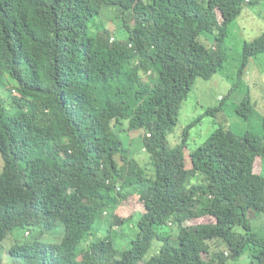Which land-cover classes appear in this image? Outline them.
I'll list each match as a JSON object with an SVG mask.
<instances>
[{"label": "trees", "instance_id": "trees-1", "mask_svg": "<svg viewBox=\"0 0 264 264\" xmlns=\"http://www.w3.org/2000/svg\"><path fill=\"white\" fill-rule=\"evenodd\" d=\"M250 2L0 0V82L18 84L0 92V264L4 254L11 264H240L247 255L264 264L250 219L264 214L255 172L264 117L261 135L215 130L190 153V170L187 142L168 141L197 80L224 68L229 26ZM108 8L116 28H107ZM261 55L264 32L244 44L243 68ZM235 111L249 120L252 103ZM132 131L142 132L147 161L126 147ZM133 201L137 209L122 213ZM136 216L122 258L96 238ZM206 217L215 222L187 225ZM61 227L59 241L44 240Z\"/></svg>", "mask_w": 264, "mask_h": 264}, {"label": "rangeland", "instance_id": "rangeland-1", "mask_svg": "<svg viewBox=\"0 0 264 264\" xmlns=\"http://www.w3.org/2000/svg\"><path fill=\"white\" fill-rule=\"evenodd\" d=\"M107 28H116L120 22L119 14L111 8L103 12ZM121 25V22H120ZM97 29L94 28L93 31ZM264 32V0H251L239 19L229 26V32L224 42V53L227 61L224 68L218 71L212 80L199 78L193 87L188 100L183 104L179 112V121L174 130L169 134L168 141L172 147L181 145L184 141L189 145L186 151L187 170L192 169L190 153L197 150L208 137L217 129L225 128L234 131L238 135L247 132L261 135L263 133L264 117V55L251 60L249 66L243 68V47L247 42H253ZM123 32H118L121 38ZM124 35V34H123ZM123 38H125L123 36ZM121 38V39H123ZM206 41V38L202 39ZM212 42V41H211ZM208 43V42H207ZM17 83L9 77L0 82V92H5ZM226 98L223 105L222 100ZM245 99L252 103L253 113L249 120L237 115L235 109ZM223 105V106H222ZM222 108V111L214 113L210 109ZM188 132V133H187ZM187 133V135H186ZM141 131L122 134L126 147L131 148L137 160H145L147 155L143 152V144L140 139ZM139 138V139H137ZM132 139H137L135 142ZM147 161V159H146ZM4 162L0 154V173L3 171ZM255 172L264 176V159L256 158ZM202 180L200 175L198 181ZM136 202L127 203L122 208V213L136 210ZM121 214V213H120ZM251 225L259 236L264 237V214L251 213ZM140 217L136 216L132 222L122 228H115L109 233L107 228H101L95 232L96 238L110 239L119 252V258L125 251L130 250L132 242L138 236V223ZM215 222L214 218L206 217L196 221L187 222V225H199ZM170 228H167L169 230ZM173 237L176 240L178 229L173 228ZM64 234V228H57L47 232L44 236L46 242H57ZM13 238L21 239L17 231ZM11 241L6 240L5 247H9ZM159 243L154 242L146 260L153 255ZM216 245H213L215 248ZM5 264H11L9 254H4ZM207 258V256H205ZM249 255L245 256L240 264H249Z\"/></svg>", "mask_w": 264, "mask_h": 264}]
</instances>
